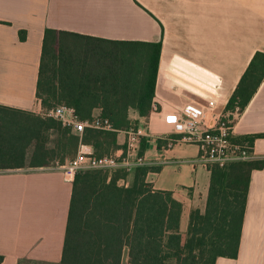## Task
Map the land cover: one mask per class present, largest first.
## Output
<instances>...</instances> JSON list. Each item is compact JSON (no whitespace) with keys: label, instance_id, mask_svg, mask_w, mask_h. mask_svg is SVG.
I'll list each match as a JSON object with an SVG mask.
<instances>
[{"label":"crops","instance_id":"crops-1","mask_svg":"<svg viewBox=\"0 0 264 264\" xmlns=\"http://www.w3.org/2000/svg\"><path fill=\"white\" fill-rule=\"evenodd\" d=\"M46 30L162 43L153 111L130 118L147 127L143 155L156 169L147 181L184 204L182 226L191 210L204 211L211 172L192 162L198 147L179 142L165 153L161 138L181 140L172 115L186 105L225 112L252 58L264 53V0H0L1 106L44 111L36 92ZM233 135H264V82ZM125 140L122 131V148ZM254 154L264 161V137ZM73 180L58 166L0 170L1 264H61ZM216 264H264V167L251 176L239 255Z\"/></svg>","mask_w":264,"mask_h":264},{"label":"trees","instance_id":"trees-1","mask_svg":"<svg viewBox=\"0 0 264 264\" xmlns=\"http://www.w3.org/2000/svg\"><path fill=\"white\" fill-rule=\"evenodd\" d=\"M20 34L25 40L26 33ZM161 50L162 43L46 30L36 92L42 108H73L80 121L91 120L100 110L113 130L87 129L78 135L58 119L0 105V170L62 166L77 157L81 146L98 158L116 153L122 148L120 132L142 126L131 120V111L142 119L153 111ZM263 82L264 53L257 52L224 112L233 125ZM262 137L234 141L253 150ZM145 148L144 139L141 155ZM263 167L258 160L214 167L206 208L191 210L185 233L184 204L173 192L156 190L147 181L156 169L77 172L61 264H216L219 258L236 259L251 176Z\"/></svg>","mask_w":264,"mask_h":264},{"label":"built area","instance_id":"built-area-1","mask_svg":"<svg viewBox=\"0 0 264 264\" xmlns=\"http://www.w3.org/2000/svg\"><path fill=\"white\" fill-rule=\"evenodd\" d=\"M41 115L60 120L78 135H83L87 129L113 130L108 119L98 115L91 120L80 121L74 109L64 105L49 111L44 110ZM172 118L175 134L182 138L180 140L162 137L161 141L164 145L161 150L165 153L172 150L179 142L196 145L199 156L192 162L209 172L214 167L225 168L232 163L257 160L254 149L234 141L236 139L233 135L234 125L225 113L216 114L212 108H201L189 104L180 113L173 114ZM123 133L126 138L124 146L113 155L98 158L86 149L88 146H81L75 159L68 160L58 167L65 171L68 179L74 178L80 171L103 170L114 173L117 170H124L131 173L138 168L147 167L149 163L144 155L140 154L141 145L148 137L147 127L144 125L131 127ZM162 163L167 162L164 160Z\"/></svg>","mask_w":264,"mask_h":264},{"label":"rangeland","instance_id":"rangeland-1","mask_svg":"<svg viewBox=\"0 0 264 264\" xmlns=\"http://www.w3.org/2000/svg\"><path fill=\"white\" fill-rule=\"evenodd\" d=\"M53 143H51V147H53ZM134 171H132L131 173H133ZM122 185H123V183H122ZM183 219V218H182ZM187 222L189 223V218H188V220H187V217H186V219L184 220V224H183V226H182V224H181V231L183 232V233H185L186 231H187V227H188V224H187ZM187 226V227H186ZM126 258H127V252H126V254H125V261H126Z\"/></svg>","mask_w":264,"mask_h":264}]
</instances>
